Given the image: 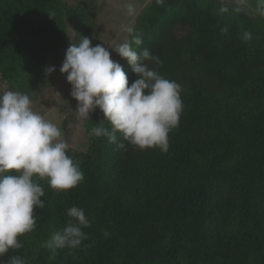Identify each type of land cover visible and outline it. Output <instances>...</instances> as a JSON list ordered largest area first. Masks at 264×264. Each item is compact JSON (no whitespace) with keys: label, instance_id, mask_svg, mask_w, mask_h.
Returning <instances> with one entry per match:
<instances>
[{"label":"trees","instance_id":"obj_1","mask_svg":"<svg viewBox=\"0 0 264 264\" xmlns=\"http://www.w3.org/2000/svg\"><path fill=\"white\" fill-rule=\"evenodd\" d=\"M246 15L216 0L148 5L133 29L142 44L132 46L158 48L163 65L169 29L196 23L202 34L191 57L207 50L215 88L198 80L183 88V112L167 153L136 151L126 141L119 150L106 137H95L86 152L69 149L82 182L57 192L38 180L45 195L36 226L0 264L12 256L26 264H264V43L255 38H264V15ZM66 18L63 0H0L3 79L20 87L48 80L45 69L56 67L68 48ZM245 32L251 39H243ZM118 62L131 85L137 79L131 66ZM101 119L96 109L87 129ZM72 206L91 221L87 239L53 254L45 242L66 226Z\"/></svg>","mask_w":264,"mask_h":264},{"label":"clouds","instance_id":"obj_2","mask_svg":"<svg viewBox=\"0 0 264 264\" xmlns=\"http://www.w3.org/2000/svg\"><path fill=\"white\" fill-rule=\"evenodd\" d=\"M163 2L156 0L158 5ZM258 5V12L264 15V0H258ZM128 11H133L131 4ZM126 31L131 39L116 47L104 43L93 46L91 38L82 36L66 49L60 72L71 85L78 118L90 119L96 109L103 113V119L90 129L91 135L106 137L119 150H126V141L139 150L167 153L169 135L179 126L183 112L181 86L160 75L159 57L147 48L138 52L132 45L139 47L142 39L132 28ZM243 39H251V34L245 32ZM109 48L131 66L137 77L131 85ZM45 71L51 74L56 68L50 66ZM68 152L60 127L34 111L29 95L13 90L0 93V256L22 248L19 238L34 230L35 212L44 207L41 197L45 195L38 180H45L57 192L71 190L82 182L80 163ZM66 216V226L52 232L45 242L53 254L58 249L79 248L87 239L84 229L91 226V221L85 211L72 206ZM108 235L105 231L104 236ZM7 264H26V260L12 256Z\"/></svg>","mask_w":264,"mask_h":264},{"label":"rangeland","instance_id":"obj_3","mask_svg":"<svg viewBox=\"0 0 264 264\" xmlns=\"http://www.w3.org/2000/svg\"><path fill=\"white\" fill-rule=\"evenodd\" d=\"M67 9V43H78L82 36L92 39V44L104 43L106 47H116L129 38L127 28L136 26L138 17L145 11L153 0H63ZM232 8H244L246 19H259L255 0H216ZM133 11L129 13L128 5ZM198 25L194 22L178 23L172 26L163 41L166 62L157 70L165 78L177 82L181 93L185 86L198 80L210 90L215 88L218 81L214 72L215 64L207 62V50L202 48L191 57L193 42H198L201 36ZM256 41L259 45L264 38ZM202 43V42H201ZM205 46L204 43H202ZM111 57L118 62L120 56L109 48ZM160 59L157 48L152 52ZM65 58V57H64ZM64 58L56 65V71L51 73L48 80L35 82L32 85L20 87L3 79L0 74V93L6 90L19 91L29 95L34 111L57 124L62 130V139L72 151L86 152L95 136L87 129L88 119L78 118L73 109L77 101L71 97V85L66 75L60 72ZM264 64V63H262ZM151 67L152 64L149 63ZM180 93V94H181ZM91 115V114H90ZM133 150L139 149L133 147Z\"/></svg>","mask_w":264,"mask_h":264}]
</instances>
